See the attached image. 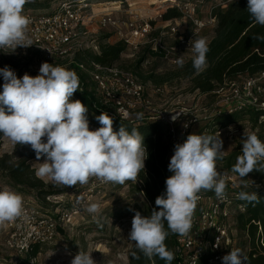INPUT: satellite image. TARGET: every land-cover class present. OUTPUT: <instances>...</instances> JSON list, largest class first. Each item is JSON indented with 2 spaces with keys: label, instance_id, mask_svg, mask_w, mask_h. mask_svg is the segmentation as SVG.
<instances>
[{
  "label": "clouds",
  "instance_id": "clouds-1",
  "mask_svg": "<svg viewBox=\"0 0 264 264\" xmlns=\"http://www.w3.org/2000/svg\"><path fill=\"white\" fill-rule=\"evenodd\" d=\"M28 2L0 0V49L15 52L18 47L33 45L28 36L31 20L24 15V5ZM246 10L255 24L264 27V0H247ZM189 44L193 68L199 73L207 64L208 41L200 37ZM175 63L183 67V55L178 56ZM0 76L3 78L0 134L14 145L30 146L37 161L46 158L36 169L37 177L64 187L86 185L90 178L120 185L127 181L138 182V174L144 171L147 159L142 134L137 128L129 132L122 124L115 131L113 118L104 112L95 117L101 127L91 130L87 107L80 100L71 99L80 90L74 71L44 62L36 76L25 73L18 77L9 66L0 68ZM178 114L172 116L173 121ZM141 117L142 114H137L138 119ZM242 140V155L237 157L231 171L244 180L249 173L264 170V142L255 133L247 132L243 133ZM224 152L220 134H190L182 144L174 146L168 164L172 175L165 181V193L155 199L160 210L154 208L149 216L135 211L131 222L128 240L134 242L146 258L152 260L158 256L171 264L175 255L164 243L169 235L165 222L172 234L187 236L202 190L214 191L218 199L225 198L226 179L216 166L217 161L224 158ZM247 187L244 183L243 188ZM237 199L259 202L257 192L240 191ZM85 210L98 214L101 209L98 203H89ZM24 214L22 195L3 187L0 190V229ZM218 240L216 246H219ZM247 259L241 249L235 248L222 257V264H247ZM70 264L96 262L91 253L79 250Z\"/></svg>",
  "mask_w": 264,
  "mask_h": 264
},
{
  "label": "rangeland",
  "instance_id": "rangeland-1",
  "mask_svg": "<svg viewBox=\"0 0 264 264\" xmlns=\"http://www.w3.org/2000/svg\"><path fill=\"white\" fill-rule=\"evenodd\" d=\"M61 0L51 2L49 5L38 8H25L24 13H50L57 8ZM188 0H92L93 11L98 15L102 12L109 11L117 18L123 21L134 20H151L153 26V36L161 41L167 50H171V54L166 56L153 55L150 45L146 43H138L137 39L133 42L139 44L136 48L127 45V50L121 55V59L116 65L132 70L139 76V79L145 82L148 89L149 98L154 106L160 109H178L182 106L200 107L207 105L210 97L194 90L189 79L184 77H174L172 73L180 69L174 60L178 56L183 55L184 64L192 57V52L187 46L180 44V37L189 42L195 41L200 37H204L209 42L213 36L212 24L196 32L191 23L184 19L176 18L168 21L162 19V14L168 8L177 3H184ZM198 4L199 16L203 20H210L213 15L215 6L219 4V0H191ZM135 21V20H134ZM88 35L85 38V44L94 52H99L100 46L104 44H114L120 41L119 35L113 27L102 28L99 25V17H95L90 24ZM125 29V25H123ZM175 47V48H174ZM68 58L49 59L35 52H19L6 51L0 49V68L9 66L15 71L18 77H22L25 73L36 76L42 63L47 62L53 66H62L67 70H71ZM142 63L138 65V62ZM89 71V70H88ZM154 76V79L149 78ZM3 85V78L0 76V88ZM160 88L161 92L156 89ZM138 113H133V118H137ZM132 120V121H135ZM209 126V125H207ZM223 133L220 138L223 141L224 156L229 155L239 147H243V133H255L262 141L264 138V125L255 124L248 116H239L238 119L228 125L222 126ZM91 130H96L91 128ZM206 126L203 124L194 128V134H214L218 135L215 130L205 132ZM231 129V130H230ZM15 147L8 138L2 136L0 138V156L4 154H16ZM18 158L14 157L16 160ZM45 157H41L39 161L34 158L30 163L36 169L43 163ZM217 168L226 169L223 162L217 161ZM231 171V170H230ZM232 172V171H231ZM234 173V172H232ZM237 174V173H234ZM238 175V174H237ZM263 175V174H262ZM39 178V177H38ZM41 179V178H40ZM46 188L52 190L55 195H51V200L55 201L54 196H59L62 200L61 204H55L50 201L44 204L42 197H37L35 191L21 190L8 185L7 178L0 174V190L7 186L17 193L21 194L23 199L30 202L33 207L45 213H58L63 208L70 205L72 198L79 194L84 199L83 213L78 221L71 226H65L58 234L56 239L39 248L36 264H70V261L78 253L79 250L91 253L96 264H130V255L137 252L134 242L128 240L131 230V222L135 211H139L143 216L151 214V205L147 201L142 192V183L137 177L138 182L127 181L125 184L102 183L96 178H90L86 185L64 187L52 182L50 179H42ZM247 183L248 187L243 188V184ZM240 191L249 193L264 191L263 176H249L248 179L241 180L239 178ZM258 185L259 187H256ZM89 203H98L100 212L98 214H90L85 208ZM45 209H44V208ZM8 227L0 229V261L4 264H19L25 262L26 256L22 257L17 252L9 250L5 245ZM235 241L237 248L243 253L249 251V239L239 232H235Z\"/></svg>",
  "mask_w": 264,
  "mask_h": 264
},
{
  "label": "built area",
  "instance_id": "built-area-1",
  "mask_svg": "<svg viewBox=\"0 0 264 264\" xmlns=\"http://www.w3.org/2000/svg\"><path fill=\"white\" fill-rule=\"evenodd\" d=\"M92 0H61L56 9L50 13L26 12L30 18L28 36L33 45L28 48L18 47L15 51L35 52L46 58H68L75 56L80 50L90 49L85 44V38L91 27L93 19L99 17L102 28L113 27L127 45L135 48L139 45L133 42L150 45L155 51L163 52L164 56L171 54L161 41L153 36L151 20L123 21L109 11L96 14L93 11ZM234 0H219L217 6L225 7ZM215 6V7H217ZM179 10L182 19L191 23L198 33L212 24L215 27L216 18L211 15L210 20H203L199 16L198 4L188 0L172 6ZM137 21V22H136ZM127 29L124 28V26ZM180 44L187 46L191 51V44L180 37ZM175 48V47H174ZM11 51V49H2ZM192 58V57H191ZM176 60H174L175 62ZM89 72L101 100L104 104L115 108L117 114L125 120H135L133 113L142 114L141 118L161 122L166 130L169 142L168 161L174 153V146L182 144L188 135L200 124L206 126L205 132L210 128L217 134H222V126L211 127V119L215 115H227L240 112L246 108L264 111V71L257 74L239 77L226 81L219 89L217 99L211 105L200 107L182 106L178 109H160L154 106L149 98L145 83L129 69L118 65L105 66L95 62L91 63ZM81 68H84L81 65ZM161 92L160 88L156 89ZM178 118L173 121L172 116ZM264 120V115L260 116ZM209 125V126H207ZM217 171L226 179V195L218 199L215 193L202 190L192 219V227L187 236H177L175 255L177 264H222V257L237 248L235 232L237 210L245 211L244 204H237V194L240 192L239 176L228 169L217 168ZM143 192V191H142ZM84 194L72 198L70 205L58 213H45L33 207L30 202L23 199L25 214L16 221L7 225L8 232L5 238L6 247L20 256H26L25 262L19 264H36L37 257L31 252L36 245L53 242L65 226H71L82 216L84 208ZM51 196L47 200L61 204L59 196ZM79 201V203H78ZM261 231V227H260ZM219 238V246L217 239ZM264 244V241H262ZM0 264H4L0 261Z\"/></svg>",
  "mask_w": 264,
  "mask_h": 264
},
{
  "label": "trees",
  "instance_id": "trees-1",
  "mask_svg": "<svg viewBox=\"0 0 264 264\" xmlns=\"http://www.w3.org/2000/svg\"><path fill=\"white\" fill-rule=\"evenodd\" d=\"M53 1L56 0H29L24 7L32 9L44 7ZM246 8L247 0H234L225 7H215L213 16L216 18V24L213 29V36L208 42L209 51L205 69L199 73L196 72L192 65V58H190L183 67L172 73L174 77L189 79L194 90L210 97L207 105H211L217 99L218 91L226 81L264 71V39L257 38L264 37V27L253 22ZM180 17L182 14L173 7L168 8L162 14L164 21ZM126 50L127 44L124 41H118L114 44L101 45L99 52H94L92 49L76 52L73 59L70 60V67L71 71H74L79 78L80 90L75 92L71 99L80 100L87 107V118L91 128L98 129L101 127L95 117L104 112L113 118L115 131H118L122 124L129 132L132 128H137L142 134L147 149V159L145 160L144 171L142 170L138 174V179L142 183V191L151 205V210L155 208L159 211V207L155 205V199L165 193V181L172 175L168 170L169 142L164 125L159 121L146 118L135 121L121 118L115 108L102 102L89 73L92 70V62L105 66L116 65ZM146 51L153 55L164 56L163 52L152 51L149 48ZM141 63L142 60L138 62V65ZM81 65L84 68H81ZM149 78L154 79V76H149ZM2 90L0 88V92ZM241 115L248 116L255 124L260 122L264 125V120H260L264 111L254 108H246L233 114L215 115L211 119L210 125L211 127L228 125L236 121ZM2 136L3 134H0V138ZM262 142H264V138ZM15 153L0 156V174L7 178L9 186L21 190L27 189L30 193L35 191L37 197L43 198L44 204H49L47 197L55 195L56 192L47 189L44 181L36 176L35 169L30 163L36 158L34 151L30 146L16 145ZM17 155L18 158L15 160L14 157ZM240 155H242L241 147L224 156L220 161L223 162L226 169L231 170ZM251 175L264 177V170L261 172L253 171L244 179H248ZM207 193H214V191H207ZM258 196V203H249L240 199L236 201L237 204L245 205V211H236L235 220L237 230L249 239L250 249L245 253L248 258L247 264H264V244H262L264 241V191L258 192ZM164 227L169 232L164 243L166 248L175 255L178 235L172 234L168 230L166 222ZM39 248V245L34 246L31 252L32 257H37ZM136 256L139 259L135 258ZM129 259L130 264H166V261L158 256L149 260L139 251L132 253ZM171 264H177L176 255Z\"/></svg>",
  "mask_w": 264,
  "mask_h": 264
}]
</instances>
